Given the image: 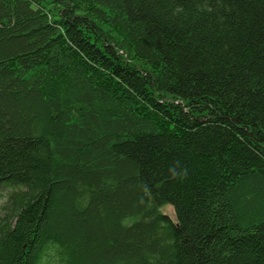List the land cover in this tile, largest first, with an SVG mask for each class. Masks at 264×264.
Wrapping results in <instances>:
<instances>
[{"label":"trees","instance_id":"obj_1","mask_svg":"<svg viewBox=\"0 0 264 264\" xmlns=\"http://www.w3.org/2000/svg\"><path fill=\"white\" fill-rule=\"evenodd\" d=\"M0 264H264V0H0Z\"/></svg>","mask_w":264,"mask_h":264},{"label":"rangeland","instance_id":"obj_2","mask_svg":"<svg viewBox=\"0 0 264 264\" xmlns=\"http://www.w3.org/2000/svg\"><path fill=\"white\" fill-rule=\"evenodd\" d=\"M164 212H165L167 215H169L172 219H174L173 210H172L171 207H166V208L164 209Z\"/></svg>","mask_w":264,"mask_h":264},{"label":"clouds","instance_id":"obj_3","mask_svg":"<svg viewBox=\"0 0 264 264\" xmlns=\"http://www.w3.org/2000/svg\"><path fill=\"white\" fill-rule=\"evenodd\" d=\"M170 172H171L173 177H175L177 174L175 169H170ZM184 174L186 175V172Z\"/></svg>","mask_w":264,"mask_h":264}]
</instances>
